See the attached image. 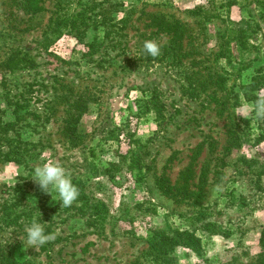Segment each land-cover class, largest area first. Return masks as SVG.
Masks as SVG:
<instances>
[{"label":"rangeland","instance_id":"obj_1","mask_svg":"<svg viewBox=\"0 0 264 264\" xmlns=\"http://www.w3.org/2000/svg\"><path fill=\"white\" fill-rule=\"evenodd\" d=\"M166 1L41 0L34 13L0 0V263L166 264L154 229L196 228L201 250L178 246L175 264H260L264 141L251 139L264 118L243 85L264 69V0ZM169 20L184 25L175 47ZM232 129L250 136L230 147ZM45 158L78 187L70 207L30 178ZM33 220L55 238L24 245Z\"/></svg>","mask_w":264,"mask_h":264},{"label":"trees","instance_id":"obj_2","mask_svg":"<svg viewBox=\"0 0 264 264\" xmlns=\"http://www.w3.org/2000/svg\"><path fill=\"white\" fill-rule=\"evenodd\" d=\"M263 0H259V3L262 4ZM166 2H170L166 1ZM23 4H24V8L25 10H27L28 12H39L42 9L41 6V0H23ZM231 2L228 1L227 5L231 6ZM224 6V5H223ZM189 12L193 15L195 14H202L204 13V6H196L195 8L189 10ZM79 19V13L76 14L75 16H71V19H67L66 21L69 22L71 20V24L72 23H76ZM156 20L160 21L162 24L166 21L167 17L163 16V18H160L158 16L155 17ZM63 23V22H62ZM159 24V22H158ZM65 26V25H62ZM164 30H168V32L173 33L174 36V47H175V43L179 41V39H181L182 37V31H183V27L184 25L180 22V21H172L169 20L168 22H166V24L164 25ZM264 69H258L256 70L255 74L251 77V80L249 83L243 85V89H244V96L247 99L252 100L254 103L255 101L261 97L259 96L258 92L260 91V89L264 88V71H262ZM260 72H263V74H259ZM237 101V99L235 100V102ZM230 119L234 122V117L232 118L230 116ZM235 122L237 123L238 121L235 119ZM250 122V120L245 119L244 123L248 124ZM244 130H247L244 126L243 128ZM259 129L260 132L258 133L257 136H255L254 138L251 139V141L255 144L261 143L262 141H264V125L263 123L259 122ZM232 136L230 141H229V146H235L238 142H244L247 138H243L244 134L245 136H250V134H246V132L244 131V134H242V136H240L239 134L236 135V131L234 129H232L231 132ZM117 164H115V167ZM109 171V170H108ZM143 204H138V208L143 209ZM146 210H153L156 211L155 206H151L150 208L147 207ZM146 213V212H145ZM197 222H199L200 224V228L203 234H215V233H219L218 231V226L216 224H214L211 221H207V220H203L201 217L196 216ZM195 220H193V224H196ZM154 234L152 236V240H151V244H152V248L153 250L157 253L158 257H160V259L166 263V264H175V251L176 248H178V246H187L192 248L193 250H201L202 247V238L200 236V234H198L196 228L194 229H184V230H179L176 228H170L169 230L167 229H154ZM261 244H262V253H264V232L262 234L261 237ZM8 262L4 263L7 264ZM2 264V263H0ZM260 264H264V254L260 259Z\"/></svg>","mask_w":264,"mask_h":264},{"label":"clouds","instance_id":"obj_3","mask_svg":"<svg viewBox=\"0 0 264 264\" xmlns=\"http://www.w3.org/2000/svg\"><path fill=\"white\" fill-rule=\"evenodd\" d=\"M141 52L145 56L155 58L161 54V48L157 42L145 40ZM253 111L256 118H264V96L255 101ZM249 115L248 109L236 113V116H241L244 119L248 118ZM30 178L33 179L41 191L50 194L52 201L58 202L60 207H70L80 195L78 187L73 183L65 168L51 159L45 158L40 166L35 167ZM54 238L53 234L45 232V228L41 223L33 220L25 228L24 238L20 239L27 247L36 248L45 245Z\"/></svg>","mask_w":264,"mask_h":264},{"label":"crops","instance_id":"obj_4","mask_svg":"<svg viewBox=\"0 0 264 264\" xmlns=\"http://www.w3.org/2000/svg\"><path fill=\"white\" fill-rule=\"evenodd\" d=\"M154 1V0H153ZM194 0H175L176 3H181L182 7L183 6H190L191 2H193Z\"/></svg>","mask_w":264,"mask_h":264}]
</instances>
